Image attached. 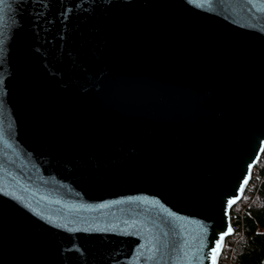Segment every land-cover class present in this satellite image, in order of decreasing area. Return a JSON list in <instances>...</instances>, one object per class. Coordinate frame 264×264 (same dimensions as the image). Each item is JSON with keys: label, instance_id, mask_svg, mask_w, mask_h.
Returning <instances> with one entry per match:
<instances>
[{"label": "water", "instance_id": "1", "mask_svg": "<svg viewBox=\"0 0 264 264\" xmlns=\"http://www.w3.org/2000/svg\"><path fill=\"white\" fill-rule=\"evenodd\" d=\"M263 152L264 0H0V264H220Z\"/></svg>", "mask_w": 264, "mask_h": 264}, {"label": "trees", "instance_id": "2", "mask_svg": "<svg viewBox=\"0 0 264 264\" xmlns=\"http://www.w3.org/2000/svg\"><path fill=\"white\" fill-rule=\"evenodd\" d=\"M257 164L261 177H252L241 199L246 207L243 227L226 238L220 264H264V152Z\"/></svg>", "mask_w": 264, "mask_h": 264}, {"label": "built area", "instance_id": "3", "mask_svg": "<svg viewBox=\"0 0 264 264\" xmlns=\"http://www.w3.org/2000/svg\"><path fill=\"white\" fill-rule=\"evenodd\" d=\"M254 175H255V181H256V179H259L261 177L260 166H258V164H256L254 166V168H253V176ZM249 184L251 185V181H250ZM237 203H239V204L235 207L233 213H231V221H232V225H233V228H234L235 232H236V230H241V228L243 227V224H244V213L246 211V207L243 205V203L241 202V200L238 201Z\"/></svg>", "mask_w": 264, "mask_h": 264}, {"label": "snow or ice", "instance_id": "4", "mask_svg": "<svg viewBox=\"0 0 264 264\" xmlns=\"http://www.w3.org/2000/svg\"><path fill=\"white\" fill-rule=\"evenodd\" d=\"M247 183H248V180L246 179V180L244 181V184L247 185ZM240 192H241V196H242V194H243V187H241ZM238 199H240V197H237L236 199H233L232 201L229 202V204L231 205V204H235V203H237V200H238ZM232 231H233V230H232L231 228L228 229V233H229V234H230ZM223 240H224V237L221 236V237H220V243L217 244L216 247L212 249V252H211V256H212V264H216V258H217L218 254H219V250H220V249L222 248V246H223Z\"/></svg>", "mask_w": 264, "mask_h": 264}]
</instances>
